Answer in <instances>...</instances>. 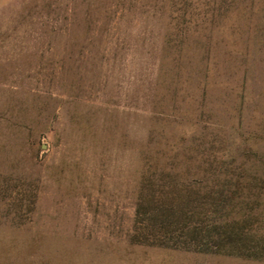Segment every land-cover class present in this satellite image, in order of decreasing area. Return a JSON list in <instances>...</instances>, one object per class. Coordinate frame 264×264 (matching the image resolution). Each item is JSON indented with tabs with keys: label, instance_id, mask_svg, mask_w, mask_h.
I'll use <instances>...</instances> for the list:
<instances>
[{
	"label": "rangeland",
	"instance_id": "obj_1",
	"mask_svg": "<svg viewBox=\"0 0 264 264\" xmlns=\"http://www.w3.org/2000/svg\"><path fill=\"white\" fill-rule=\"evenodd\" d=\"M202 194L253 256L142 239ZM0 264H264V0H0Z\"/></svg>",
	"mask_w": 264,
	"mask_h": 264
},
{
	"label": "trees",
	"instance_id": "obj_2",
	"mask_svg": "<svg viewBox=\"0 0 264 264\" xmlns=\"http://www.w3.org/2000/svg\"><path fill=\"white\" fill-rule=\"evenodd\" d=\"M202 195L201 199L184 196L182 204L172 201L170 203L141 201L137 209L138 218L151 222L145 225L149 227L150 232L143 235L142 239L150 236L154 243L160 246L197 252L253 256L255 252H249L252 250L247 247L245 236L229 228L223 229V225L212 222L207 207L210 205V202H207L210 197L207 194ZM224 226H227V223ZM152 227H156V230L153 231Z\"/></svg>",
	"mask_w": 264,
	"mask_h": 264
}]
</instances>
